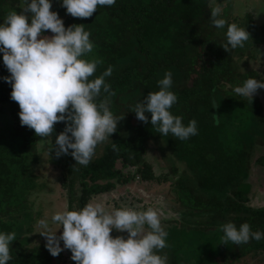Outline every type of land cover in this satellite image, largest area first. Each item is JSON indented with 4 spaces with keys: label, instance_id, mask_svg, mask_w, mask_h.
Returning <instances> with one entry per match:
<instances>
[{
    "label": "trees",
    "instance_id": "trees-1",
    "mask_svg": "<svg viewBox=\"0 0 264 264\" xmlns=\"http://www.w3.org/2000/svg\"><path fill=\"white\" fill-rule=\"evenodd\" d=\"M227 1L230 0H116L112 6L98 7L90 18H74L62 7V0H50V10L60 13L65 28L84 24L91 33L95 48L86 58H100L103 63L90 79L112 67V75L105 78L116 92L111 98V111L125 117L109 140L97 146L87 167L76 164L69 150V154L59 158L52 156L56 161H51V172H34L38 164L40 169L44 167L39 161L38 137L33 129L20 123V108L11 99V85L4 79L10 73L0 53V232L16 234L8 264H51L60 260L61 254L52 260L44 257L42 235L35 237L40 244L26 245L31 237L25 233L38 216L39 206L49 208L45 219L55 230L59 226L51 223V216L63 211L60 202H64L65 210H78L91 196L110 191L116 183L133 181L136 175L139 182L166 180L167 174L155 176L143 159L147 143L155 139L178 160V165L169 168L175 176L170 178L172 184L164 196L179 216L163 217L161 222L185 218L183 222L188 224L198 220V228L202 224L211 233L216 225L233 222L239 228L247 222L253 231L264 232V205L253 207L248 203L255 186L248 178L251 171L264 173V153L257 154L264 151V99L256 95L250 102L234 92L235 87L254 78L250 71L254 69H247L246 64L264 47V23H255L259 20L252 9L242 11L241 16H231ZM4 2L0 0V24L9 11L21 10L19 0ZM210 4L221 6L218 18L227 21L224 28L212 24ZM231 23L250 33V51L242 52L237 47L226 52L221 47L227 42V26ZM166 72L172 73L170 90L178 97L170 112L182 116L185 126L192 119L197 121L198 134L187 140L156 133L150 113L145 114L149 122L144 123L130 111L149 92L159 90L158 81ZM257 74L261 76V72ZM233 109L244 112L245 124L241 125L240 119L234 128L237 134L228 137L223 128L232 118L230 115H235ZM238 120L236 117L233 122ZM247 123L250 124L246 126ZM54 127L53 145L65 123ZM113 143L118 150H113ZM38 198L46 204L38 205ZM170 225L165 223L166 228ZM37 228L40 230L38 225ZM123 236L127 238L126 234ZM24 240L26 243L21 244ZM229 244L228 250L220 247L219 260H212L213 254L204 264H228L234 258L240 264L246 255L253 258L264 254V239L239 246ZM173 254L169 253L171 264H186ZM71 255L69 250L70 261L76 264Z\"/></svg>",
    "mask_w": 264,
    "mask_h": 264
},
{
    "label": "clouds",
    "instance_id": "clouds-1",
    "mask_svg": "<svg viewBox=\"0 0 264 264\" xmlns=\"http://www.w3.org/2000/svg\"><path fill=\"white\" fill-rule=\"evenodd\" d=\"M115 2L62 0V7L74 18H90L98 7L112 6ZM209 7L212 24L224 28L227 21L218 18L221 6L210 4ZM51 8L50 0H24L19 13L14 10L7 13L0 24V53L10 73L4 79L11 85V99L19 105L21 125L48 141L49 152L54 150L57 158L71 150L76 164L87 167L97 146L109 140L125 117L111 111V98L116 92L105 78L112 75V67L90 79L103 63L100 58H86L95 48L91 33L85 30L84 24L65 28L63 20ZM49 30L52 36L42 35ZM226 38L221 47L229 52L244 47L250 33L231 23L227 26ZM172 83V73L166 72L158 81L159 90L149 92L130 111L144 123L149 122L145 114L150 113V123L156 133L187 140L198 134L197 121L192 119L185 126L182 116L170 112L178 99L170 90ZM259 89H264V82L249 78L242 86L235 87L234 92L252 102ZM213 119L218 122L216 115ZM61 122L65 128L53 145L50 138L54 126ZM112 148L118 150L115 143ZM51 223L59 227L53 230L47 219L39 220L38 226L42 229L39 234L46 238L45 247L53 257L68 249L76 264H167V253H157L169 247L168 233L162 227L160 213L153 207L107 211L105 204L89 202L78 210L56 212L51 216ZM61 228L63 231L57 236ZM113 230L126 232L127 238L122 235L114 238ZM222 231L221 244L225 245L231 242L239 246L264 239V232L253 231L247 222L239 228L233 222L224 223ZM15 240V232H0V264H8L12 259L10 245Z\"/></svg>",
    "mask_w": 264,
    "mask_h": 264
},
{
    "label": "rangeland",
    "instance_id": "rangeland-1",
    "mask_svg": "<svg viewBox=\"0 0 264 264\" xmlns=\"http://www.w3.org/2000/svg\"><path fill=\"white\" fill-rule=\"evenodd\" d=\"M8 2L9 0H5L4 3H8ZM228 3L230 4L231 7V9H229V14L231 16H241L242 11L252 9V11L254 10L256 12L259 22L255 21V18L253 21H255L256 24L264 23V0H230ZM23 4H24V0H19L18 5L21 6V8ZM58 15L60 18H62L60 13H58ZM52 35L53 33H51L50 31L45 36L50 37ZM251 47L252 44L250 40H248L244 43V47L242 48L238 47V49L244 52V51H250ZM261 50L262 51L260 53H256L252 56L253 60L251 61L249 60L248 63L246 64L245 62V64L247 69L250 68L256 71L255 72L254 70H250L254 72L252 77H254L255 79L257 78V80L264 82V47L261 46ZM243 55L244 56L242 60H244V57L246 56L245 54ZM245 64L243 65L245 66ZM258 71L261 72V76H258L257 74ZM256 95H261L262 98L264 99V89H259L254 96ZM232 113L235 115H230L232 118L227 120L223 128V130L227 131L228 137H230V135L234 136L232 135L234 133L237 134V130L234 128H236V126L240 124L241 120H242L241 125L245 124V119H244L245 115L243 111L239 112L238 109H233ZM236 117L239 119L238 123L233 122ZM249 124L250 123H247L246 126H248ZM246 126H244L243 128H245ZM122 132L126 133V131H122ZM37 137H38V141L36 140V146L39 149L38 151H40L39 161H41L40 163H43L42 165L44 167H41L40 169V166L38 164V166L34 167V172L36 174L42 171H47L49 173V171L51 172V167L53 164L52 162L56 161L53 160L52 156H54L55 158L57 157L55 155L54 150L49 152L50 145H46L49 144V142H47L46 140H41L42 138L39 136ZM170 151L171 150L168 147H166L163 143L159 142V139H155L147 143L146 152L143 156L144 161L150 165L152 174H154L155 176L167 174L166 180H162L160 182H155V181L139 182L136 180L137 179L136 178L137 175H136L133 181H127L126 183H121V184L116 183L115 187L110 191L91 196L88 200V203L89 202L103 203L105 204L107 211H109L110 208L114 210L124 207H131L137 210H147V208L153 207L158 210L161 218L167 216V213L164 212L161 204H165L170 209L168 200L164 195L166 190L172 184L170 178H173L175 176L170 172L169 168L172 167L173 165H178V160L174 158V155H172ZM259 153H264V151H257V154ZM123 170L127 171L126 168H124ZM248 178H250L252 180L253 185H255L252 194L249 197L248 203L253 207L264 205V173L258 175L257 172L251 171ZM40 179L42 180V178ZM61 192H64L63 188ZM110 196L111 197L113 196V198L115 199L110 200L109 199ZM136 198L139 199L140 201H138ZM36 203L38 205H43L41 203H44V205L46 204L43 200L39 198L37 199ZM59 205H61L62 210L64 211L65 210L64 202H60ZM37 211H39L38 216H35L36 219L33 220V222L31 223V228L25 233V235L27 234L29 238L31 237V239L29 240L30 243H27L26 245L37 242L35 241V237L40 235L39 232L42 230V229L38 230L37 228L38 221L49 217L48 214L49 208L47 207L45 208L44 206L42 207L39 206L37 208ZM183 220L186 219L185 218H182L181 220L178 219L177 222L173 220H166L161 222L162 227L164 229L167 228L170 229L169 231L170 233L168 232V230H165L168 233L166 242L169 245V247L158 252V254L160 255L167 253L168 256L167 264H171L169 261L170 259L169 253L171 251L174 252L173 255L176 256V259L178 261L182 260L186 264H204L207 260H209V258L213 254L214 255L212 256V260L214 261L219 260L220 259L219 251L221 250V248L227 250L229 249L230 246L229 243L227 245L221 244V237L223 236V234H221V232H223L222 225L214 226L212 229L213 233H211L209 231L204 230L203 228L204 226L202 224H200L201 228H198L199 225L198 220H194V222L191 220L190 222H188V224L186 221L183 222ZM168 222L171 223V225L166 228L165 223ZM194 226H196V228ZM52 229L54 230V227ZM62 231H63L62 229H59L57 231V234L59 233L57 236H59L62 233ZM124 234L128 235L126 232L119 233L115 230L111 232V235L114 238L116 236H121V235L123 236ZM25 241L26 240L22 241L21 244L23 243L25 244L26 243ZM38 242L37 244H40ZM46 242L47 241L45 238V242H43L42 244L45 245ZM60 244L61 247L63 248V241H61ZM43 252L45 255L44 257H50L51 260L53 259V256L50 254V252L47 250L45 246ZM60 254L62 259L60 257L59 261L56 260L57 263H55V260H53L54 263L52 262L51 264L73 263L70 261L68 249L63 250ZM236 260L237 259L234 258L228 264H237ZM240 264H264V254L256 255L253 258H248V255H246V257L243 260H241Z\"/></svg>",
    "mask_w": 264,
    "mask_h": 264
},
{
    "label": "water",
    "instance_id": "water-1",
    "mask_svg": "<svg viewBox=\"0 0 264 264\" xmlns=\"http://www.w3.org/2000/svg\"><path fill=\"white\" fill-rule=\"evenodd\" d=\"M161 206L163 207L164 212L167 213V216H165L166 218H168L170 216H173V217H178L179 216L178 212L170 210L165 204H161Z\"/></svg>",
    "mask_w": 264,
    "mask_h": 264
},
{
    "label": "crops",
    "instance_id": "crops-1",
    "mask_svg": "<svg viewBox=\"0 0 264 264\" xmlns=\"http://www.w3.org/2000/svg\"><path fill=\"white\" fill-rule=\"evenodd\" d=\"M88 203V202H87Z\"/></svg>",
    "mask_w": 264,
    "mask_h": 264
}]
</instances>
